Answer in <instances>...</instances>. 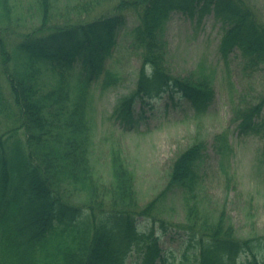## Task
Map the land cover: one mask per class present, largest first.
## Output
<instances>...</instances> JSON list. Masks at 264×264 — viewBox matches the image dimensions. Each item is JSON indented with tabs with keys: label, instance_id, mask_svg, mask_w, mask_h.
<instances>
[{
	"label": "trees",
	"instance_id": "1",
	"mask_svg": "<svg viewBox=\"0 0 264 264\" xmlns=\"http://www.w3.org/2000/svg\"><path fill=\"white\" fill-rule=\"evenodd\" d=\"M57 1L35 0L38 24L18 31L5 21L11 1L0 0V264H128L127 258L131 264H169L173 251L160 247V236L143 228L141 219L158 222L161 235L187 234L179 240L185 247L181 264H264V234L241 239L224 212L200 218L190 204L197 196L202 141L177 157L168 187L143 207L134 177L115 150L111 180H97L93 118L83 90L104 72L123 12L130 11L139 17L132 36L143 62L136 91L115 117L132 127L136 106L143 113L165 94L203 104L200 111L212 95L210 77L165 73L166 43L159 35L165 19L172 11L198 20L213 14L223 31L221 50L237 47L256 72L264 67V17L242 0H119L114 10L104 7L108 0L82 6L76 0L74 6L82 8L76 19L55 23ZM261 113L264 97L237 111L241 136L264 139V117L256 120ZM259 162L264 166V148ZM174 188L187 204V223L181 225L158 217L163 197ZM75 192L84 196L81 204L72 203Z\"/></svg>",
	"mask_w": 264,
	"mask_h": 264
},
{
	"label": "rangeland",
	"instance_id": "2",
	"mask_svg": "<svg viewBox=\"0 0 264 264\" xmlns=\"http://www.w3.org/2000/svg\"><path fill=\"white\" fill-rule=\"evenodd\" d=\"M10 1L12 13L6 23L18 31L38 24L35 0ZM81 1L80 6L91 0ZM245 1L256 16L264 17V0ZM75 2L58 0L54 22L74 21L82 11L81 7L74 6ZM118 3L119 0H108L104 7L114 10ZM96 12H100V8ZM123 15L125 25L115 36L113 56L105 66L115 84L102 87L101 76L97 85L90 87L94 177L104 182L111 180V154L115 150L134 177L137 200L143 207L168 187L171 167L177 157L195 142L203 141L206 149L198 168L197 196L190 204L196 206L200 218L215 219L224 212L240 238L264 234V168L256 158L263 142L239 137L234 122L238 108L258 103L264 97V67L253 73L247 70L239 50L230 53L228 67L225 66L219 49L220 24L210 15L196 27L194 19L172 12L160 33L167 42L166 71L173 77L191 79L200 65L213 69L214 97L205 112L196 113L186 101L171 109L170 101L164 96L153 101L155 109L146 111L134 128L126 131L111 115L119 101L136 89L142 58L141 50L133 48L131 37L138 19L130 11ZM166 107L169 108L164 112ZM137 109L139 111L140 106ZM70 195L72 203L81 204L85 199L76 192ZM159 207L161 215L158 217L167 223H187V204L181 190L174 188L168 192ZM141 221L143 228L160 236L164 247L175 251L172 264H179L180 250L184 249L179 246V239L161 235L153 228L152 221Z\"/></svg>",
	"mask_w": 264,
	"mask_h": 264
}]
</instances>
